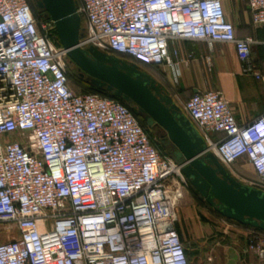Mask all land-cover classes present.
Returning a JSON list of instances; mask_svg holds the SVG:
<instances>
[{
    "label": "built area",
    "instance_id": "obj_1",
    "mask_svg": "<svg viewBox=\"0 0 264 264\" xmlns=\"http://www.w3.org/2000/svg\"><path fill=\"white\" fill-rule=\"evenodd\" d=\"M246 3L264 24V0ZM77 12L81 48L173 66L172 41L228 42L262 78L255 41L235 35L222 0H79ZM53 29L28 0H0V264H189L176 227L189 185L180 165L128 103L69 85ZM183 110L222 164L245 158L264 179V112L239 124L219 90L193 93ZM247 248L264 262L259 234Z\"/></svg>",
    "mask_w": 264,
    "mask_h": 264
},
{
    "label": "water",
    "instance_id": "obj_2",
    "mask_svg": "<svg viewBox=\"0 0 264 264\" xmlns=\"http://www.w3.org/2000/svg\"><path fill=\"white\" fill-rule=\"evenodd\" d=\"M54 22L67 57L92 85L122 98L144 123L162 130L165 152L180 165L191 186L219 214L264 231V190L244 184L208 150L189 118L149 73L137 64L89 46L81 48L84 35L76 0H34Z\"/></svg>",
    "mask_w": 264,
    "mask_h": 264
},
{
    "label": "crops",
    "instance_id": "obj_3",
    "mask_svg": "<svg viewBox=\"0 0 264 264\" xmlns=\"http://www.w3.org/2000/svg\"><path fill=\"white\" fill-rule=\"evenodd\" d=\"M222 4L225 18L234 25L235 35L239 38L251 37L255 41L251 47L252 58L262 78L243 71L244 63L238 59L232 43L214 42L209 46L203 40L192 39L170 42V51H178L177 56H172L173 66L166 63L144 65L143 70L153 76L185 115L183 103L190 95L219 90L237 123L242 124L264 112V24H253L246 0H222ZM210 135L212 139H217L221 134ZM240 160L247 162L245 158ZM186 191L196 195V190L191 186ZM184 195L179 200L184 225L176 227L189 264H264L247 248V240L252 233L264 239L263 230H253L245 224L223 226L215 216H194L188 209H193L196 204L188 194ZM197 195L200 194L197 192Z\"/></svg>",
    "mask_w": 264,
    "mask_h": 264
},
{
    "label": "rangeland",
    "instance_id": "obj_4",
    "mask_svg": "<svg viewBox=\"0 0 264 264\" xmlns=\"http://www.w3.org/2000/svg\"><path fill=\"white\" fill-rule=\"evenodd\" d=\"M42 16V14H40ZM81 17V16H80ZM86 26V22L84 20V18L81 17V27H83L85 29ZM51 38L52 40L57 44V45H61L58 39V35H57V31L56 29H53L51 32ZM89 47V46H88ZM118 57V56H117ZM122 58V57H119ZM125 59L126 61L127 58H122ZM142 69L145 68L144 65H139ZM70 80V86H76V78L75 77H71L69 78ZM153 134L159 138V135L162 133V130L158 129V128H153ZM164 146L170 150L172 149L171 145L167 142L164 141ZM227 169L230 171V173L237 178L239 181L243 182L244 184L250 185V186H254L257 188H260L262 190H264V179L258 177L252 170V168L250 167V165L243 161V160H239L238 162H235L233 164L230 165H226ZM188 187L191 186L190 183L188 182ZM193 193V191H190ZM184 193L187 195H189L190 199L192 201H194V203L196 204V207H194L193 209H188V211L190 213H192V215L195 214L196 215H200L201 218H214L217 217L218 219H220V222L223 226H243V224H240L234 220H230L227 219L225 217H222L221 215H219L218 213H216L214 211V209L205 201L204 198H202L200 195H197V191H196V195L194 193H187L186 188H183V195L180 199L183 198ZM181 203L179 201V204L177 206L176 212H177V222H176V226L180 228V225H184V222L182 221L181 217H182V212H181V207H180ZM199 208V209H198ZM191 215V214H190ZM249 228H254V227H249ZM255 230V229H253ZM15 234V230L11 229V235L10 238L12 236H14Z\"/></svg>",
    "mask_w": 264,
    "mask_h": 264
},
{
    "label": "trees",
    "instance_id": "obj_5",
    "mask_svg": "<svg viewBox=\"0 0 264 264\" xmlns=\"http://www.w3.org/2000/svg\"><path fill=\"white\" fill-rule=\"evenodd\" d=\"M28 2H29L30 8H31V10H32V12H33L34 15H37V14H46L44 11L40 10L36 6L34 0H28ZM76 2L78 4L79 3V0H76ZM127 60L130 61V62H133V60H131L130 58H127ZM71 77H75L76 78V86L75 87L72 86V88L75 91L98 93V94H101V95L114 97V98H116V99H118V100H120L122 102H125L122 98H119V97H117V96H115V95L107 92L105 89H101V88H99V87H97L95 85H92L91 82H90V79L86 75H81V71L77 68V66L74 63H72V62H70L68 60V78H71ZM69 84H70V80H69ZM132 110H133V113H134L135 117L137 118V120L142 125L147 126L144 123L143 119L139 115H137L136 110L134 108H132ZM157 140H158V138H157ZM160 150H163V149H160ZM256 229H258V228H256Z\"/></svg>",
    "mask_w": 264,
    "mask_h": 264
},
{
    "label": "flooded vegetation",
    "instance_id": "obj_6",
    "mask_svg": "<svg viewBox=\"0 0 264 264\" xmlns=\"http://www.w3.org/2000/svg\"><path fill=\"white\" fill-rule=\"evenodd\" d=\"M152 131V130H151ZM153 132V131H152ZM154 133V132H153ZM157 147L159 148V149H163L164 151L166 150L164 147V144H163V141H161V139L160 138H158V140H157Z\"/></svg>",
    "mask_w": 264,
    "mask_h": 264
}]
</instances>
